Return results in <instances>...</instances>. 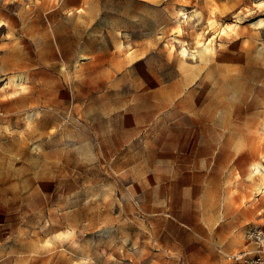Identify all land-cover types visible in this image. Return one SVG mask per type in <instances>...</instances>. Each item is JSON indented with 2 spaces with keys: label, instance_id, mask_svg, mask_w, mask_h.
Segmentation results:
<instances>
[{
  "label": "rangeland",
  "instance_id": "obj_1",
  "mask_svg": "<svg viewBox=\"0 0 264 264\" xmlns=\"http://www.w3.org/2000/svg\"><path fill=\"white\" fill-rule=\"evenodd\" d=\"M20 1L0 9V191L5 180L45 195L43 231L62 245L50 251L73 264L121 261L98 215L114 210L109 195L125 213L102 140L112 148L128 115L168 144L202 131L232 146L224 208L255 253L245 233L264 228V0ZM63 214L69 232L51 228Z\"/></svg>",
  "mask_w": 264,
  "mask_h": 264
},
{
  "label": "crops",
  "instance_id": "obj_2",
  "mask_svg": "<svg viewBox=\"0 0 264 264\" xmlns=\"http://www.w3.org/2000/svg\"><path fill=\"white\" fill-rule=\"evenodd\" d=\"M37 1L23 4L29 7ZM3 2L0 0V9ZM182 115L183 121L191 119ZM148 121L125 115L113 147L102 140L105 153L114 159L117 195L125 213L115 195L101 198L114 202V210L100 205L99 231L114 234L109 254L121 260L101 263H231L226 256L243 251L244 246L242 221L233 218V210L224 208L228 173L233 167L232 146L222 145L218 136L202 131L174 135L168 144L161 131L147 128ZM7 182L3 181L0 191V264H73L67 254H53L47 247L52 241L57 247L62 245L58 239L48 241V231H43L50 210L42 203L45 195L27 193L17 182ZM103 187L107 188L105 182ZM33 199L37 205H27ZM52 220H57L53 230L69 232L67 214ZM252 226L261 227L251 225L246 231Z\"/></svg>",
  "mask_w": 264,
  "mask_h": 264
},
{
  "label": "built area",
  "instance_id": "obj_3",
  "mask_svg": "<svg viewBox=\"0 0 264 264\" xmlns=\"http://www.w3.org/2000/svg\"><path fill=\"white\" fill-rule=\"evenodd\" d=\"M245 239L255 247L256 252L252 253L248 250H243L236 254L227 255L226 259L235 264H263L264 230L261 227L252 226L246 231Z\"/></svg>",
  "mask_w": 264,
  "mask_h": 264
},
{
  "label": "bare ground",
  "instance_id": "obj_4",
  "mask_svg": "<svg viewBox=\"0 0 264 264\" xmlns=\"http://www.w3.org/2000/svg\"><path fill=\"white\" fill-rule=\"evenodd\" d=\"M259 26H264V20L262 19H260V23H259ZM207 45L206 46H204V51H206L207 50ZM185 51V53H186V50H184ZM193 56V55H192ZM23 82V81H22ZM7 83H12V84H14V86H16V87H20V86H22V84H21V79H20V81H19V78H16V77H9L8 78V82ZM25 86V85H24ZM21 88V87H20ZM20 88H19V90H20ZM31 117V116H30Z\"/></svg>",
  "mask_w": 264,
  "mask_h": 264
}]
</instances>
